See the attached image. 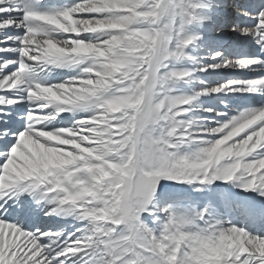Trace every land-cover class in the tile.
<instances>
[{"label": "snow or ice", "instance_id": "snow-or-ice-1", "mask_svg": "<svg viewBox=\"0 0 264 264\" xmlns=\"http://www.w3.org/2000/svg\"><path fill=\"white\" fill-rule=\"evenodd\" d=\"M0 264H264V0H0Z\"/></svg>", "mask_w": 264, "mask_h": 264}]
</instances>
